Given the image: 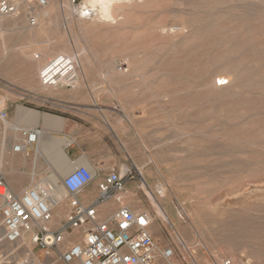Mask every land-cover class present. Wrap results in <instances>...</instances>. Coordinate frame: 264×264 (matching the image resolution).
I'll return each mask as SVG.
<instances>
[{"label": "rangeland", "instance_id": "obj_1", "mask_svg": "<svg viewBox=\"0 0 264 264\" xmlns=\"http://www.w3.org/2000/svg\"><path fill=\"white\" fill-rule=\"evenodd\" d=\"M47 1L49 16L19 25L18 40L39 45L43 63L74 57L78 83L92 81L120 102L135 139L120 172L129 168V195L151 214L153 238L178 264H264V0H120L112 23L79 17L71 0ZM220 78L229 83L218 86ZM7 183L15 193L31 185ZM3 244L1 264L28 259ZM33 253L31 262H42Z\"/></svg>", "mask_w": 264, "mask_h": 264}, {"label": "built area", "instance_id": "obj_2", "mask_svg": "<svg viewBox=\"0 0 264 264\" xmlns=\"http://www.w3.org/2000/svg\"><path fill=\"white\" fill-rule=\"evenodd\" d=\"M71 3L74 13L81 18L93 17V12L82 10L76 0ZM45 5L46 0H0V17L24 15L27 24L34 27L37 19L33 10ZM76 70L74 57L58 54L39 70V84L46 88L72 85L76 81ZM117 71L124 73L126 69L118 66ZM2 130H14L18 134L19 140L12 151L26 157L28 149L37 146L41 136L37 128L14 129L8 123L7 114L0 110V132ZM130 178V171L110 172L98 184L97 196L85 204L79 200V194L94 175L86 167L71 169L61 180L67 211L59 224L54 225L47 192L32 183L19 193L13 192L0 164V240L16 245L27 239L26 244L31 248L23 264H33L31 259L36 249L43 254L42 262L37 261L39 264H178L174 249L153 238V219L148 211L121 204L112 213L99 212L109 202L120 204L126 179ZM23 246L19 245L18 249Z\"/></svg>", "mask_w": 264, "mask_h": 264}, {"label": "crops", "instance_id": "obj_3", "mask_svg": "<svg viewBox=\"0 0 264 264\" xmlns=\"http://www.w3.org/2000/svg\"><path fill=\"white\" fill-rule=\"evenodd\" d=\"M19 25L26 27L27 23L23 18L14 21L11 17H0V110L7 114L8 123L14 129L37 128L41 136L40 144L32 146L34 150L29 148L26 157L12 151L19 140L18 134L14 130H2L3 174L7 182L18 187L20 183L47 178L42 177L41 167L47 166L50 175L54 174V168L65 159L71 168L86 167L93 173L94 179L79 194V200L89 204L97 196L98 184L110 172H120L129 162V154L122 151L129 149V142L135 145V139L127 136L129 116L120 109V102L111 91L88 80L82 79V85L78 83L79 76L72 85L42 87L38 72L45 64V54L34 42L18 40L17 29L22 28ZM84 69L79 68L80 73ZM122 128H125L124 135ZM132 189L133 185L126 182L120 204L109 202L99 212L112 213L121 204L135 208L129 195ZM62 202L53 211L54 225L59 224L67 211V203Z\"/></svg>", "mask_w": 264, "mask_h": 264}, {"label": "bare ground", "instance_id": "obj_4", "mask_svg": "<svg viewBox=\"0 0 264 264\" xmlns=\"http://www.w3.org/2000/svg\"><path fill=\"white\" fill-rule=\"evenodd\" d=\"M120 4H121L120 0H83L82 3L80 4V6L82 7V10H87V11L91 10L93 12V14H94L92 18L96 19V21L102 22V23H112L116 19V17H114V15H113V12L115 10H120L122 8V6ZM48 5H49L48 1L46 0V5L44 7H42V8L35 7L34 8L33 14H35L36 19H39L40 16H43L44 18L49 16ZM22 18L24 19V21L26 23V18H25L24 15H22L21 18L19 17V18H16V19L17 20H21ZM14 21H15V18H14ZM64 55H67V54L64 53ZM77 62H78V68H80L81 65L79 64V61H77ZM125 72H127V70ZM220 79H222V80H219V83H221V85L217 84L218 86H223L224 84L227 85L229 83L225 78H220ZM223 80H225V83L223 82ZM215 88L216 89H221V88H218V87H215ZM32 149H33V147H32ZM2 153L3 152H1V154ZM59 153H61V152H59ZM3 155L4 154H2V156ZM1 159H3V158L1 157ZM2 163H3V161H2ZM148 163L153 164L154 162H153L152 159H150ZM124 167H126V166H124ZM71 169H73V168L68 166L66 164V162H65V159H64L60 166H57V167L54 168V174L49 175L47 178H44L42 180H38L36 182H32V184L35 185L34 187L39 188V189H43V190H45L47 192L48 197H49L48 200H47V203L53 208V211L56 210V208L59 206V204L65 198L64 190L61 188V180H62L61 178H62V176L66 175ZM136 169H137L138 173L142 177L141 188L145 190L148 187V185H147L146 181L143 178L144 175H145L144 169L141 168V167H137ZM127 171H129V168H125L123 173H121V174H124ZM12 184L14 185V183H12ZM148 196H149V204L152 206V208L154 210V214H155L154 216L156 218H158V219H162L163 218V214H162L161 207H160L159 203L157 202V199L154 198L152 194H149ZM175 240H176V243L182 248L183 252L185 253V251H187V248H186V244L184 243V240L181 238V235L176 234L175 235ZM3 243L4 244L1 246V248H4L8 253L11 252L15 246H19V245L23 246L25 244L23 246V248H24L23 252H28L29 251V247H30V245H28L29 247L26 246V239L25 238H24V241L21 244L12 245V244H7L5 242H3ZM12 254H14V252H12ZM27 256L28 255H26V257ZM190 263L191 264H197L195 261H193V262L190 261Z\"/></svg>", "mask_w": 264, "mask_h": 264}]
</instances>
